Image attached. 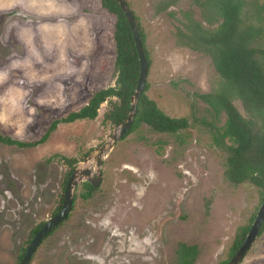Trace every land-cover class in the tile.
Wrapping results in <instances>:
<instances>
[{"label":"rangeland","instance_id":"rangeland-1","mask_svg":"<svg viewBox=\"0 0 264 264\" xmlns=\"http://www.w3.org/2000/svg\"><path fill=\"white\" fill-rule=\"evenodd\" d=\"M127 2L143 30L149 57L145 94L166 115L185 117L188 127L167 134L142 124L111 144L115 126L103 120L108 105L102 102L94 119L58 123L38 145L0 144V264H18L32 227L52 215L68 170L58 156L74 158L76 167L83 166L89 154L86 166L93 170V158L102 149L101 180L87 199L80 196L82 181L77 182L68 216L41 239L28 264H175L179 243L196 246L193 264H219L227 258L236 228L254 218L259 189L225 180L226 153L213 140L214 127L222 131L224 113L215 114L201 97L226 95L222 79L207 53L182 43L189 17L200 27L215 22L208 24L192 0ZM81 3L93 20L97 42L84 84L75 86L78 91L69 90L66 107L37 106L34 124L23 138L4 126L1 135L36 140L52 119L80 108L93 91L113 85L114 15L102 9L99 0ZM14 47L0 41V66ZM236 95L226 96L244 115ZM238 264H264V230Z\"/></svg>","mask_w":264,"mask_h":264},{"label":"trees","instance_id":"trees-1","mask_svg":"<svg viewBox=\"0 0 264 264\" xmlns=\"http://www.w3.org/2000/svg\"><path fill=\"white\" fill-rule=\"evenodd\" d=\"M124 1L128 6L127 0ZM192 3L201 9V16L206 18L205 21L208 24L211 21L215 24L210 27H200L195 19L189 17L186 23L187 31L182 34V43L192 50H201L210 56L215 72L222 79L220 84L225 88L226 95L236 92L245 112L244 115L241 114L231 102V98L223 93L201 94L215 114L224 113L222 131L219 132L214 127L213 136L214 143L220 145L226 153L222 174L233 186L243 182L256 186L260 192L259 200L262 201L264 198V0H192ZM99 4L102 9L114 15L112 40L115 79L113 85L93 91L80 108L52 119L44 134L38 139L23 141L0 134L1 145L17 147L38 145L49 137L58 123L94 119L102 102L108 105L103 114L104 121L115 124L126 117L130 107L129 97L134 90L138 75L137 55L125 16L116 1L99 0ZM184 13L187 14V11ZM132 15L148 70L149 57L144 45V33L133 12ZM147 87L145 82L142 92L136 99L130 127L121 138L142 124L153 131L167 134H178L182 129L187 128L188 122L185 117L166 115L152 99L147 97L145 94ZM225 138L229 143H225ZM58 157L68 166L66 181L76 160L72 157ZM81 186L84 189L80 193L83 199H87L95 190L86 181H82ZM61 197L60 194L52 214L58 210ZM63 221L64 219L47 231L43 238ZM43 222L32 227L29 238ZM249 226L247 224L236 228L228 248L227 258L219 264H226L240 245ZM263 230L264 218L257 235ZM196 254L197 248L194 244L179 243L175 249V264H193ZM21 255L22 253H19L18 259Z\"/></svg>","mask_w":264,"mask_h":264},{"label":"clouds","instance_id":"clouds-1","mask_svg":"<svg viewBox=\"0 0 264 264\" xmlns=\"http://www.w3.org/2000/svg\"><path fill=\"white\" fill-rule=\"evenodd\" d=\"M0 16V41L15 45L0 66V126L23 138L37 106L66 107L69 90L84 84L93 20L81 0H0Z\"/></svg>","mask_w":264,"mask_h":264},{"label":"water","instance_id":"water-1","mask_svg":"<svg viewBox=\"0 0 264 264\" xmlns=\"http://www.w3.org/2000/svg\"><path fill=\"white\" fill-rule=\"evenodd\" d=\"M115 1L119 6L120 10L122 11V13L124 14L127 25L132 35L133 44L138 60V75L136 78L134 90L129 97V101H130L129 111L126 117L122 121L114 124L115 128L112 135L111 144L113 143V141H115L117 137L122 136L123 133H125L126 130L130 127L131 119L135 109L136 99L143 90V86L146 81V71H147L146 61L142 52V47L139 37L137 35V30L134 23L132 12L130 8L126 5L124 0H115ZM102 152L103 150L101 149L93 158L94 161L93 170L90 168V166H86L88 161H90L92 158L88 154L83 159L84 162L83 166H76L70 171L65 181L59 209L57 210L56 213L48 217L44 221L42 226L32 235L18 264H28L31 254L34 252L35 248L37 247V245L39 244L45 233L49 231L52 227L57 225L62 219H64L67 216L73 201V189L78 181H86L94 188H96L99 185L101 180L100 164H101ZM263 218H264V198L258 205L254 218L245 236L243 237L240 245L237 247L235 252L228 259L226 264H238L240 262L245 252L253 242L255 236L257 235V231L261 225Z\"/></svg>","mask_w":264,"mask_h":264},{"label":"flooded vegetation","instance_id":"flooded-vegetation-1","mask_svg":"<svg viewBox=\"0 0 264 264\" xmlns=\"http://www.w3.org/2000/svg\"><path fill=\"white\" fill-rule=\"evenodd\" d=\"M61 198H62V197H61ZM72 203H73V201H72ZM59 207H60V206H59ZM71 207H72V204H71V206H70V209H71ZM58 209H59V208H58ZM69 211H70V210H69ZM56 212H57V211H56ZM56 212H55V213H56ZM68 213H69V212H68ZM53 214H54V213H53ZM53 214H52V215H53ZM67 216H68V214H67ZM67 216H66V217H67ZM66 217L64 218V220L66 219ZM62 220H63V219H62ZM62 220H61V221H62ZM61 221H60V222H61ZM43 223H44V222H43ZM41 226H42V225H41ZM41 226H40V227H41ZM55 226H56V225H55ZM40 227H39V228H40ZM52 228H53V227H52ZM45 234H46V233H45ZM42 238H43V237H42ZM25 248H26V247H25ZM24 250H25V249H24ZM21 256H22V255H21Z\"/></svg>","mask_w":264,"mask_h":264},{"label":"crops","instance_id":"crops-1","mask_svg":"<svg viewBox=\"0 0 264 264\" xmlns=\"http://www.w3.org/2000/svg\"><path fill=\"white\" fill-rule=\"evenodd\" d=\"M97 42H96V40H95V44H96Z\"/></svg>","mask_w":264,"mask_h":264}]
</instances>
